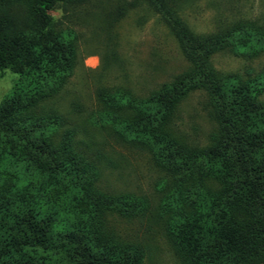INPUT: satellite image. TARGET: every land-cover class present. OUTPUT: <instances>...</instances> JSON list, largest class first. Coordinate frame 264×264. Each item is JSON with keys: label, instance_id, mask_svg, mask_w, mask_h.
Segmentation results:
<instances>
[{"label": "trees", "instance_id": "16d2710c", "mask_svg": "<svg viewBox=\"0 0 264 264\" xmlns=\"http://www.w3.org/2000/svg\"><path fill=\"white\" fill-rule=\"evenodd\" d=\"M94 2L0 0V74L19 76L0 104V264H143L144 247L120 237L108 217L141 218L148 199L103 191L101 156L47 106L72 75L78 41L51 13L59 8L70 23ZM143 5L189 66L143 98L98 88L97 124L145 150L160 172L155 215L179 264H264V68L242 75L211 63L220 52L263 54L264 17L196 33L174 0H120L109 25ZM195 91L216 124L203 147L176 135L178 106Z\"/></svg>", "mask_w": 264, "mask_h": 264}, {"label": "rangeland", "instance_id": "374dc122", "mask_svg": "<svg viewBox=\"0 0 264 264\" xmlns=\"http://www.w3.org/2000/svg\"><path fill=\"white\" fill-rule=\"evenodd\" d=\"M96 1L70 23L59 8L51 13L55 22L61 21V29L73 31L78 41L72 75L47 106L76 129L83 148L101 156L99 186L103 191L132 193L148 199L149 213L132 220L110 215L109 226L123 239L144 247L143 264H179L155 215L161 174L145 150L98 126L95 92L101 87H121L143 98L189 65L169 29L146 6L128 11L109 25L107 13L120 0ZM174 5L196 33L211 32L218 23L233 17H264V0H174ZM107 46L115 53L110 61L105 53ZM211 63L222 73L244 75L264 68V53L244 60L220 52L211 58ZM18 82L19 76L10 70L0 74V104ZM177 110L176 135L189 144L206 146L216 124L207 110L204 93L191 92Z\"/></svg>", "mask_w": 264, "mask_h": 264}]
</instances>
